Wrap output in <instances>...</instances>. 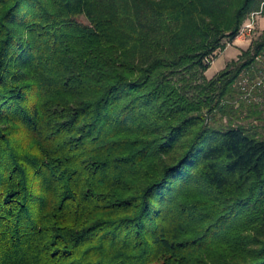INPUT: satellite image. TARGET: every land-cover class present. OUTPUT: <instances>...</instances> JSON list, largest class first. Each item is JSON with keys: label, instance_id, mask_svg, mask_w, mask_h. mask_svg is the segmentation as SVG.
Listing matches in <instances>:
<instances>
[{"label": "trees", "instance_id": "obj_1", "mask_svg": "<svg viewBox=\"0 0 264 264\" xmlns=\"http://www.w3.org/2000/svg\"><path fill=\"white\" fill-rule=\"evenodd\" d=\"M263 2L0 0V264H264Z\"/></svg>", "mask_w": 264, "mask_h": 264}, {"label": "built area", "instance_id": "obj_2", "mask_svg": "<svg viewBox=\"0 0 264 264\" xmlns=\"http://www.w3.org/2000/svg\"><path fill=\"white\" fill-rule=\"evenodd\" d=\"M264 2L260 10L253 11L248 20L241 26L236 38L247 39L255 33L257 15L263 14ZM230 44V43H228ZM213 62V60H210ZM238 90L239 100L248 104L264 106V53L256 56L255 62L242 71L234 82Z\"/></svg>", "mask_w": 264, "mask_h": 264}, {"label": "rangeland", "instance_id": "obj_3", "mask_svg": "<svg viewBox=\"0 0 264 264\" xmlns=\"http://www.w3.org/2000/svg\"><path fill=\"white\" fill-rule=\"evenodd\" d=\"M261 7L262 4L258 10H260ZM248 19L249 18L247 17L246 21ZM256 21L258 27L255 28V33H253L251 37H248L247 40L244 41L235 38L230 44H227V47L222 52L218 53L219 55L215 59H212L213 62H211L210 67L206 71L207 77H213L216 73L222 70L228 62L236 59L243 50L248 49V47L261 33V31L264 30V12L263 14L257 15ZM197 75L199 76V74ZM247 109L248 108L245 107V111L238 112L237 116L233 117L235 119V123H244L247 127H250L254 131L256 130L259 134H262L264 136V108H261L259 110V114L251 115L249 117H246ZM227 119L228 118L226 117L223 121H227Z\"/></svg>", "mask_w": 264, "mask_h": 264}, {"label": "crops", "instance_id": "obj_4", "mask_svg": "<svg viewBox=\"0 0 264 264\" xmlns=\"http://www.w3.org/2000/svg\"><path fill=\"white\" fill-rule=\"evenodd\" d=\"M256 27H258L257 24H256ZM237 39H239V40H243V41H244V40H247V39H243V38H237ZM209 78H210V77H209Z\"/></svg>", "mask_w": 264, "mask_h": 264}]
</instances>
